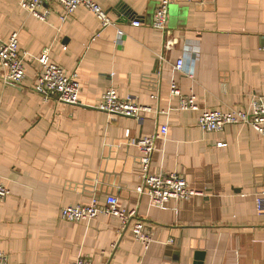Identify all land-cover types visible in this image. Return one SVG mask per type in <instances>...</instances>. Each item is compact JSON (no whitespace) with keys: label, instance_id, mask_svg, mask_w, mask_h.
<instances>
[{"label":"crops","instance_id":"0c3cea01","mask_svg":"<svg viewBox=\"0 0 264 264\" xmlns=\"http://www.w3.org/2000/svg\"><path fill=\"white\" fill-rule=\"evenodd\" d=\"M20 1L0 0V39L18 32L26 57L20 87L3 84L0 65V183L11 190L0 200V250L8 264H72L82 255L96 264H264V137L241 124L199 125L206 111L248 110L264 95V0H170L166 31L153 26L162 0H95L115 21L105 28L85 6L65 15L48 5L41 20ZM44 49L78 74L82 105L33 89ZM173 82L195 96L197 110L180 108ZM109 88L146 107L141 119L97 109ZM162 126L169 131L156 141L151 171L178 173L199 193L158 207L137 190L142 153L126 132L140 138ZM110 195L136 211L127 224L115 215L62 217L65 206ZM139 220L148 247L134 236Z\"/></svg>","mask_w":264,"mask_h":264},{"label":"built area","instance_id":"2783aa9c","mask_svg":"<svg viewBox=\"0 0 264 264\" xmlns=\"http://www.w3.org/2000/svg\"><path fill=\"white\" fill-rule=\"evenodd\" d=\"M170 0H162L155 12L153 26L162 31L168 28ZM21 6L35 17L46 20L51 12L52 5L63 7L65 15L72 14L78 7L85 6L91 10L100 21L103 28L115 25V21L109 16L108 11L95 0H21ZM47 4V7L43 5ZM133 25H139L138 20L132 21ZM123 30H118V42L123 40ZM39 63V72L33 89L40 95L52 97L62 103L82 105L80 101L81 83L77 73H68L64 68L53 62L50 57V49H44L36 56ZM26 57L20 52L19 35L14 32L9 39H0V65L4 70L2 82L5 85L20 87L25 79ZM183 61L176 62V68L181 69ZM172 92L180 96V108L183 110H197L194 95H185L172 83ZM97 109L109 113L120 114L141 119V113L147 108L136 103L130 96L119 97L115 88H109L103 94V101L96 106ZM228 124H241L253 128L264 137V95H259L252 101V107L248 110L231 109L230 111H206L199 117V125L205 131H220ZM169 127L162 126L161 131L154 135L134 138L130 131L126 132L129 143L139 148L141 184L137 190L147 192L151 202L163 207L168 201L175 198H191L199 192L192 189L187 180L175 172L151 171V160L156 150V141L160 136H165ZM11 194L8 186L0 183V200L6 199ZM258 207L262 206V197H257ZM100 214L115 215L122 220L123 225L136 215V211L129 213L119 207L117 197L110 195L106 202L101 204L97 198H93L89 204H71L62 208V217L69 221L90 220ZM133 233L136 239L147 247L151 243V237L145 231L142 221L133 225ZM0 264H8L7 255L0 250ZM72 264H96L89 257L79 256Z\"/></svg>","mask_w":264,"mask_h":264}]
</instances>
